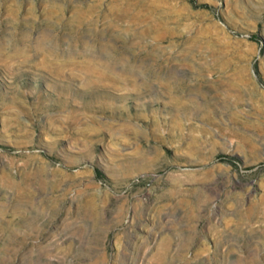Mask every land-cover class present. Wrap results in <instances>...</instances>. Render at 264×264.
I'll return each mask as SVG.
<instances>
[{
    "label": "rangeland",
    "instance_id": "rangeland-1",
    "mask_svg": "<svg viewBox=\"0 0 264 264\" xmlns=\"http://www.w3.org/2000/svg\"><path fill=\"white\" fill-rule=\"evenodd\" d=\"M0 264H264V0H0Z\"/></svg>",
    "mask_w": 264,
    "mask_h": 264
}]
</instances>
